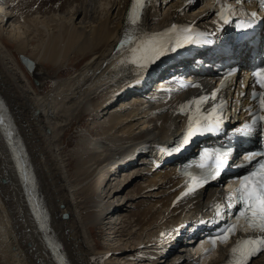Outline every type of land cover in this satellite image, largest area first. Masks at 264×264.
Returning <instances> with one entry per match:
<instances>
[{
  "label": "bare ground",
  "instance_id": "6f19581e",
  "mask_svg": "<svg viewBox=\"0 0 264 264\" xmlns=\"http://www.w3.org/2000/svg\"><path fill=\"white\" fill-rule=\"evenodd\" d=\"M34 1L42 4L33 12L25 10L32 4L30 0H6L7 6L0 1V264H126L134 260L188 264L180 250L173 257L166 254L172 243L166 233L176 232L170 227L165 232L171 223L167 219L176 216L168 214L167 202L159 200L151 205L152 196L148 195L157 178L165 176L167 183L169 176L176 175L175 170L169 167L149 177L153 166L142 158L117 177L109 173L103 181L107 171L100 165L141 142L158 148L165 135L173 132L171 126L181 113H174L168 98L144 100L139 94L131 101H121L140 78L133 74L138 67L128 64L127 59L133 57L131 48L142 37L153 36L184 18H196L199 13L181 8L182 0H150L133 33L126 37L131 0ZM163 6L167 8L165 16L160 9ZM122 40L126 41L123 45ZM4 41L14 45L20 58L36 65L32 78L38 87L32 78L28 81L19 59L17 62ZM75 54L90 57L46 96L36 93L48 80L39 64L64 68ZM151 112L160 116L148 119ZM83 115L91 117L93 129L102 133L95 137L91 132L83 133L80 147L72 152L76 163L70 174L60 142L66 129ZM146 122L148 128H144ZM9 137L25 148L32 182L26 187L17 179L11 162L5 141ZM143 180L147 185L138 184ZM132 184H138L134 193H125ZM143 195L148 203L134 201ZM133 203L142 209L147 204V208L135 217L122 216L125 206L131 208ZM108 219H115L112 227L110 222L106 224ZM99 227L110 233L108 239H127L121 241L126 242L123 249L98 250L92 229ZM215 255L203 256L202 262ZM253 264H264V257Z\"/></svg>",
  "mask_w": 264,
  "mask_h": 264
},
{
  "label": "snow or ice",
  "instance_id": "6c2138e0",
  "mask_svg": "<svg viewBox=\"0 0 264 264\" xmlns=\"http://www.w3.org/2000/svg\"><path fill=\"white\" fill-rule=\"evenodd\" d=\"M148 0H132L131 9L128 13V20L132 25H137L141 19V13L146 6ZM251 2V0H250ZM261 9H264V0H259ZM220 15V14H218ZM256 12L251 13V19L237 23L238 30H246L251 28L255 23ZM224 24H229L231 21L221 16ZM192 29L185 27L177 30V26L173 25L170 29L158 33L153 36H144L137 43V46L132 49L133 63L140 68H146L149 64L155 63L168 51H176L177 48L184 46L185 43H198L199 37L202 33L192 35ZM167 37V39H165ZM126 43L122 40L121 45ZM138 54V55H137ZM254 82L260 89L264 90V64L259 65L253 72ZM253 98L259 101V110L264 112V91L259 93L253 92ZM215 98V93L212 94ZM207 97H200L196 103L206 102ZM212 112L203 118L204 122L196 121L197 128L193 127L192 117L189 116V124L187 135L184 136L183 143L176 151H180L181 147L187 145L190 138L197 134V130L202 132L215 133L220 131V118H213ZM0 123H3L0 120ZM258 123L264 124V115H253L251 123L244 124L243 127L237 128L235 133L240 135H247L253 131ZM229 150L215 151L211 154L205 150L201 155L200 162L196 165L201 170V174L193 176L192 180L196 186L205 183L211 179L217 178L222 170L229 163ZM256 156V153L245 155V160L251 162ZM208 161V162H205ZM239 187L235 189L233 196L228 199L235 200V204H229V209L239 205V212L236 219L243 217L250 228L259 229L264 232V160H261L257 167L253 168L247 175L238 178ZM216 216H221L220 206H216ZM235 225H229L224 231L209 242L215 245L216 240L219 239L224 242L229 235L234 234ZM264 250V239H246L238 241L236 246L232 248V253L238 256L236 264H247V260L251 258L256 252Z\"/></svg>",
  "mask_w": 264,
  "mask_h": 264
},
{
  "label": "rangeland",
  "instance_id": "374dc122",
  "mask_svg": "<svg viewBox=\"0 0 264 264\" xmlns=\"http://www.w3.org/2000/svg\"><path fill=\"white\" fill-rule=\"evenodd\" d=\"M99 6L101 8L104 7L103 5V2H99L98 3ZM72 9H70L71 11ZM8 13L10 11H7ZM162 15V13H160ZM162 16H165V12L163 11V15ZM36 39H33V41H35ZM6 42V46H8L7 48L12 51L13 55L16 57L17 59V62H18V57H17V54L15 52V49H14V45L10 44V43H7V41H4ZM34 43V42H33ZM30 51H27V53H29ZM87 57H81L79 54H75V55H71L70 59H69V62L67 63V65L63 68V67H60L59 68H55V67H52L51 65L49 64H39V66L41 67V72H46L47 75V79L50 80L51 82V85L50 83L47 82L46 85L43 86V89L42 91H36V93H38L40 96H46L49 92H51V90L62 80L64 79H67L68 77H70L71 74H73L75 71H77L90 57V55H86ZM89 56V57H88ZM84 58V59H83ZM19 63V62H18ZM20 65V64H19ZM45 65V66H44ZM21 67V66H20ZM67 67V68H66ZM62 68V69H61ZM66 68V70H65ZM22 69V67H21ZM64 69V71H63ZM23 70V69H22ZM75 70V71H74ZM70 74H69V73ZM72 72V73H71ZM68 73V74H66ZM66 74V75H64ZM26 75V74H25ZM65 76V77H64ZM26 77L28 78V76L26 75ZM28 81L30 82V79L28 78ZM56 81V83L54 84V82ZM31 84V83H30ZM54 84V86L52 88H50V86H52ZM50 85V86H49ZM33 87V86H32ZM41 88V87H40ZM49 88V90H48ZM46 94V95H45ZM93 127H95V124H94V121L91 120V117L89 116H86V115H83L81 116L80 118L76 119L67 129L66 131L64 132V135L63 137L61 138V147L63 148L62 149V153H63V156L65 157L64 159L66 160V163L68 164V168L67 170L69 171L70 174H72L74 171V167H75V163H76V159L75 157L72 155L73 151L75 150V148H78V146L80 147V142L81 140L83 139V133L84 132H91L92 135L95 137L96 134H101L102 131H97L96 129H93ZM74 161V162H73ZM74 166V167H73ZM143 183V184H142ZM141 183V181L138 183L139 185L141 184L142 186H145L147 185V183L143 180ZM145 183V184H144ZM138 184H132L131 187L128 188L126 192H130V193H134L133 190H136V186ZM115 186V183L112 185V187ZM96 191L92 192V194H95ZM128 192V193H129ZM142 197H144L143 199L142 198H134V201H136V203L138 202L139 204L140 203H148L147 201V198L143 195ZM153 197V196H152ZM123 198V197H122ZM152 199V198H151ZM143 201V202H142ZM151 201V200H150ZM153 202H156V201H159V200H153ZM115 203V202H113ZM153 204V203H152ZM151 204V205H152ZM136 204L133 203L132 207L131 208H128L127 206H125V208L123 209L124 211L126 212H122V216L126 215L127 217H135V214H137L138 212H141L143 209L140 208V207H137L135 206ZM147 205V204H145ZM142 207V206H141ZM147 208V207H146ZM145 208V209H146ZM141 210V211H140ZM134 213V214H133ZM133 214V216H131ZM121 216V217H122ZM114 221L115 219L113 220H106V224L108 222L113 223L114 224ZM113 224L109 225L110 227L113 226ZM109 226L107 227V229H109ZM124 227L123 225H120L119 228H122ZM126 227V225H125ZM92 234H93V237L95 238V241H96V244H97V249L100 250V251H105V250H112V249H115V248H118V249H123L124 247V244L126 242H121V241H126L127 239H121V241H119V238H114V237H111L110 239L109 238V235L110 233L108 231H106V228L105 227H99V228H93L92 229ZM126 230V229H125ZM115 241V242H114ZM99 243H101L103 245V248L99 247ZM110 243H114V244H110ZM123 244V245H121ZM108 248V249H107ZM113 253V252H111ZM118 254H113V256H117ZM129 259L131 256H128ZM132 258V257H131ZM121 259H125V256H122ZM135 262V263H134ZM123 264V262L121 263ZM126 264H149L148 261L142 263V262H138L137 260H134L131 262H126Z\"/></svg>",
  "mask_w": 264,
  "mask_h": 264
},
{
  "label": "water",
  "instance_id": "95a60500",
  "mask_svg": "<svg viewBox=\"0 0 264 264\" xmlns=\"http://www.w3.org/2000/svg\"><path fill=\"white\" fill-rule=\"evenodd\" d=\"M19 57H20V56H19ZM20 60H21L22 63L25 65V67L27 68L28 72H29L30 74H32V73H33V70H34V67H35V65L33 64V62H31V61H29V60H27V59H25V58H20ZM34 82L37 83L36 80H34Z\"/></svg>",
  "mask_w": 264,
  "mask_h": 264
}]
</instances>
